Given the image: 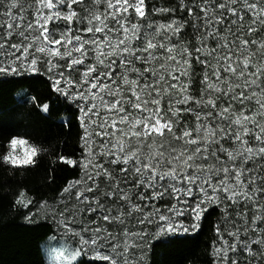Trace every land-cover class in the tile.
I'll return each instance as SVG.
<instances>
[{"label":"snow or ice","instance_id":"obj_1","mask_svg":"<svg viewBox=\"0 0 264 264\" xmlns=\"http://www.w3.org/2000/svg\"><path fill=\"white\" fill-rule=\"evenodd\" d=\"M0 77H42L34 107L55 94L79 129L78 150L0 152L76 173L14 200L51 230L49 264H150L211 211L208 264H264V0H0Z\"/></svg>","mask_w":264,"mask_h":264},{"label":"trees","instance_id":"obj_2","mask_svg":"<svg viewBox=\"0 0 264 264\" xmlns=\"http://www.w3.org/2000/svg\"><path fill=\"white\" fill-rule=\"evenodd\" d=\"M48 95L42 77H0V152L7 148L10 136H20L50 153L78 150L79 129L75 123L70 127L61 124L70 114L63 100L52 94L45 101L51 106L46 117L31 102L32 96ZM54 160V154H41L37 166L15 170L0 163V264H48L44 247L51 230L44 223L29 224L24 219L28 211L13 204L21 191L37 200L51 199L66 182L65 178L76 175L69 168L52 171ZM53 179L55 183L51 182ZM216 219L217 212L211 211L198 234L174 240L162 237L165 242L156 244L148 254L150 264H208L206 251Z\"/></svg>","mask_w":264,"mask_h":264},{"label":"rangeland","instance_id":"obj_3","mask_svg":"<svg viewBox=\"0 0 264 264\" xmlns=\"http://www.w3.org/2000/svg\"><path fill=\"white\" fill-rule=\"evenodd\" d=\"M45 251V261L49 264L50 260H52L55 256V253H49L46 247H44Z\"/></svg>","mask_w":264,"mask_h":264}]
</instances>
